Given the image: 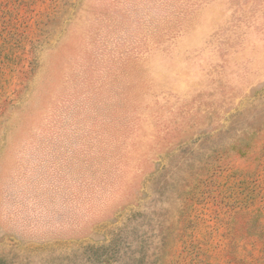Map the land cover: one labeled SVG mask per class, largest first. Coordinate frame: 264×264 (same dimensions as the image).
Segmentation results:
<instances>
[{"label": "rangeland", "instance_id": "rangeland-1", "mask_svg": "<svg viewBox=\"0 0 264 264\" xmlns=\"http://www.w3.org/2000/svg\"><path fill=\"white\" fill-rule=\"evenodd\" d=\"M0 264H264V0H0Z\"/></svg>", "mask_w": 264, "mask_h": 264}]
</instances>
